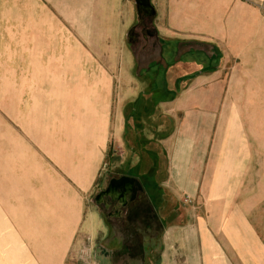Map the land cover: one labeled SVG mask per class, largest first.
<instances>
[{
    "label": "crops",
    "instance_id": "obj_1",
    "mask_svg": "<svg viewBox=\"0 0 264 264\" xmlns=\"http://www.w3.org/2000/svg\"><path fill=\"white\" fill-rule=\"evenodd\" d=\"M150 3L156 52L129 40L117 81L83 48L69 70L51 0H0V264H67L101 232L108 264H264V0ZM107 174L155 196L139 231L96 202Z\"/></svg>",
    "mask_w": 264,
    "mask_h": 264
},
{
    "label": "rangeland",
    "instance_id": "obj_2",
    "mask_svg": "<svg viewBox=\"0 0 264 264\" xmlns=\"http://www.w3.org/2000/svg\"><path fill=\"white\" fill-rule=\"evenodd\" d=\"M51 2L53 9L66 13L64 15L68 21L69 70L81 68V63L76 60L80 49L83 48V51H88L87 53L92 54L98 60L94 63V67L89 63L87 68L108 69L115 72L117 81H123L124 72L129 66L133 67L128 46L131 30L130 14L127 7L129 1L51 0ZM151 25V18L144 15L139 20L137 27L134 28L130 39L135 43L133 52L136 56L141 57L148 54V51L154 54L156 52L153 41L148 44L143 42L144 37L154 35ZM117 86H119V82H117ZM133 174L136 175L133 172L132 176H134ZM109 176L107 174L106 179L101 183L104 188L107 186L109 180L107 177ZM104 182L106 183L104 184ZM259 192V211L260 214H264V173L260 174ZM263 220L261 218V225L264 224ZM104 234L101 232L98 236L85 238L83 245L69 254L67 264H108L107 252H104L102 247Z\"/></svg>",
    "mask_w": 264,
    "mask_h": 264
},
{
    "label": "flooded vegetation",
    "instance_id": "obj_3",
    "mask_svg": "<svg viewBox=\"0 0 264 264\" xmlns=\"http://www.w3.org/2000/svg\"><path fill=\"white\" fill-rule=\"evenodd\" d=\"M114 178H117V177H114ZM114 178H112V179H114ZM112 179H110L108 181L107 186L105 187L106 190L109 188L110 182L112 181ZM146 187L148 188V186L145 185L146 190H144V189H141L135 183L130 184V185H124L122 188H120L119 194L120 195H121V193L123 194L122 189H124L125 190V193H124L125 197L122 199L121 196L118 195L120 200L118 199V201L116 203L113 202L111 197H105L101 201V205H102L101 208L104 211V215H105L106 219L108 218L110 220V222H113L115 217H117L114 209H115V207H119L121 209L120 211H122V213H123V217L125 218V224L130 223L131 221H134L135 225L137 227V230L139 231V229H140L142 223H144L145 219H147L148 217L151 216L150 212L148 210L149 206H150L149 201H148L149 196L153 202L155 201L154 200L155 196L152 195V193H151L152 191H150V189H147ZM120 221L123 224L122 219ZM138 238H141V237H138ZM137 240L140 241V239H137Z\"/></svg>",
    "mask_w": 264,
    "mask_h": 264
},
{
    "label": "water",
    "instance_id": "obj_4",
    "mask_svg": "<svg viewBox=\"0 0 264 264\" xmlns=\"http://www.w3.org/2000/svg\"><path fill=\"white\" fill-rule=\"evenodd\" d=\"M135 3L137 5L138 8V13L139 16L143 13L146 17L151 18V21H153L154 17H155V10L154 8L151 6L150 0H135ZM133 34V31L130 32L129 35V40L131 41L130 37ZM135 183L136 185H138L141 189L142 186L139 183L138 180L134 179V178H129V177H120V178H114L112 179V181L110 182V186L107 190L101 192L97 198H96V202H101L105 197H111V198H119L118 195H120V188H122L124 185H130ZM123 194L121 193V198L123 199L125 197L124 193L125 190L122 189Z\"/></svg>",
    "mask_w": 264,
    "mask_h": 264
}]
</instances>
